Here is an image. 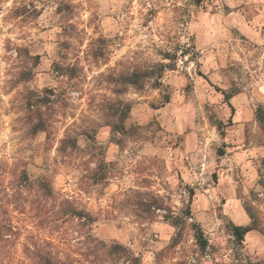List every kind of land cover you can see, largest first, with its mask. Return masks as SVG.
Wrapping results in <instances>:
<instances>
[{"label":"clouds","instance_id":"1","mask_svg":"<svg viewBox=\"0 0 264 264\" xmlns=\"http://www.w3.org/2000/svg\"><path fill=\"white\" fill-rule=\"evenodd\" d=\"M0 264H264V0H0Z\"/></svg>","mask_w":264,"mask_h":264}]
</instances>
